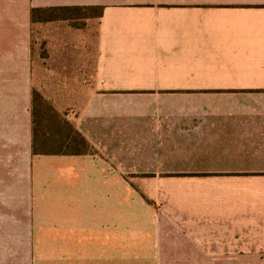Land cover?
<instances>
[{
  "label": "crops",
  "instance_id": "obj_1",
  "mask_svg": "<svg viewBox=\"0 0 264 264\" xmlns=\"http://www.w3.org/2000/svg\"><path fill=\"white\" fill-rule=\"evenodd\" d=\"M56 7L102 9L75 116L33 79ZM35 94L91 153L33 154ZM0 222L30 264L264 251V0H0Z\"/></svg>",
  "mask_w": 264,
  "mask_h": 264
},
{
  "label": "rangeland",
  "instance_id": "obj_2",
  "mask_svg": "<svg viewBox=\"0 0 264 264\" xmlns=\"http://www.w3.org/2000/svg\"><path fill=\"white\" fill-rule=\"evenodd\" d=\"M92 16L94 18L78 21L76 29L62 22L45 27L36 25L33 29L31 48L35 88L36 90H47L44 92L48 95L46 97L52 99V104L67 109L72 116H75L77 108L71 109L70 107L81 105L85 97L82 93L83 88L93 83L99 19L97 12H93ZM60 91L67 93L60 95L58 94ZM54 92L57 93L53 94ZM36 103L45 105L38 99ZM8 226L9 224L0 222V264H30L31 257L29 256L28 263V255L23 253L25 240L9 239ZM149 235H146V239ZM223 250L221 255H207V262L264 264V251H258L259 249H254L256 253H251V250L231 253L228 252L229 247H222ZM158 257L162 259V256ZM126 264H139L138 255H126Z\"/></svg>",
  "mask_w": 264,
  "mask_h": 264
},
{
  "label": "trees",
  "instance_id": "obj_3",
  "mask_svg": "<svg viewBox=\"0 0 264 264\" xmlns=\"http://www.w3.org/2000/svg\"><path fill=\"white\" fill-rule=\"evenodd\" d=\"M100 7H56L31 10V23L66 22L71 28H78L77 22L101 17ZM38 97V98H37ZM39 95L33 97V143L35 155L76 156L92 152L90 145L78 133L71 122L60 119L53 109L37 104Z\"/></svg>",
  "mask_w": 264,
  "mask_h": 264
}]
</instances>
